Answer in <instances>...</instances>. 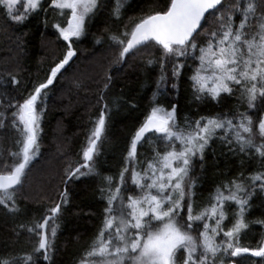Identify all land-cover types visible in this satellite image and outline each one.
Segmentation results:
<instances>
[{"label":"snow or ice","instance_id":"6c2138e0","mask_svg":"<svg viewBox=\"0 0 264 264\" xmlns=\"http://www.w3.org/2000/svg\"><path fill=\"white\" fill-rule=\"evenodd\" d=\"M105 11L116 27L106 23L94 44L107 43L109 54L74 79L78 89L85 82L99 86V113L79 159L63 162L56 201L13 229L17 237L27 234L30 250L0 255V264H54L71 204L69 185L97 177L99 225L75 264H243L249 258L264 264V212L250 219L256 200L264 208V0H167L128 23L123 0L110 9L107 0H0L8 26L23 28L42 16L44 29L51 27L64 48L45 79L29 82L20 98L8 93L21 86L19 73L0 76V134H18L14 150L0 154V209L14 218L22 212L21 194L41 157V121L53 85L76 64ZM140 55L157 73L150 110L126 142L118 173L102 175L114 106L107 94L117 73L134 67L130 62ZM185 84L191 103L216 107V114L181 120ZM170 95L175 99L165 102ZM231 99L237 106L225 111ZM209 154L217 166L223 157L225 168L217 167L222 179L204 198L201 174ZM229 163L238 165L235 172ZM253 224L261 239L244 246Z\"/></svg>","mask_w":264,"mask_h":264},{"label":"trees","instance_id":"16d2710c","mask_svg":"<svg viewBox=\"0 0 264 264\" xmlns=\"http://www.w3.org/2000/svg\"><path fill=\"white\" fill-rule=\"evenodd\" d=\"M113 2L114 0H107L109 9ZM166 2L167 0H123V22L128 23L130 16L136 17L146 11L162 8ZM42 20V16L33 18L23 28H19L14 24L8 26L4 17L0 16V76L18 72L22 82L18 88L8 89L10 96L20 98L29 82L44 80L50 67L64 53V48L60 46L63 42L56 40L51 27L44 29ZM106 23L116 27L111 24L109 11H105L91 26V35L80 46V58L76 64L58 84L53 85L54 90L49 96L47 110L41 121V157L21 194L22 212L14 218L0 209V255L23 254L30 250L31 244L27 234L22 233L17 237L13 229L18 223L32 217L39 218L45 213L53 201H56L58 192L63 187L60 176L64 160L69 157L73 160L79 159L78 153L86 143L92 120L98 115L101 105L97 104L98 85L85 82L84 87L78 89L74 79L81 72H92L96 63L109 54L107 43L103 46L94 44V38L104 34ZM148 58L147 55H140L130 62L134 67L117 73L107 94V102L114 106L108 138L104 142L101 157L102 175L115 176L118 173L126 142L150 110L157 73L146 65ZM186 87V84L183 85L179 93L181 120L185 115L198 119L201 115L216 114V107L191 103ZM172 99L175 97L170 95L165 98V102ZM133 104L136 105L135 108L131 107ZM236 106L237 101L231 99L224 106V110ZM17 138L18 134L11 129L5 134H0V154L3 157L8 156L9 149L14 150V141ZM215 147L219 156L220 146ZM237 166L236 163L228 165L232 172L236 171ZM217 167L221 170L225 168L224 158H219L217 166L213 156L209 154L205 171L201 174L200 191L204 198H207L216 183L222 179ZM99 183L100 178L97 177L69 185L71 204L65 210L56 239L54 264H75L82 249L96 231L101 212V201L97 198ZM255 203L256 206L250 213L251 220L260 218L264 212V208L260 207V200ZM252 228L255 231H250L242 241L244 246L254 247L261 239L260 226L253 224ZM253 259L256 258L245 259L243 264H250Z\"/></svg>","mask_w":264,"mask_h":264}]
</instances>
